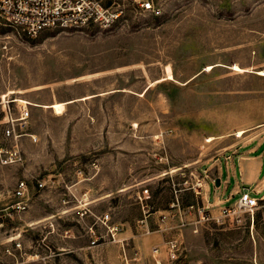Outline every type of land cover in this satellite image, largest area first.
<instances>
[{"label": "rangeland", "instance_id": "rangeland-1", "mask_svg": "<svg viewBox=\"0 0 264 264\" xmlns=\"http://www.w3.org/2000/svg\"><path fill=\"white\" fill-rule=\"evenodd\" d=\"M103 1L122 10L107 29L30 38L0 21V148L22 158L0 162V242L11 241L3 259L153 264L152 247L165 261L175 239L165 264H264V189L252 225L240 211L237 226L209 219L193 232L158 212L200 203L175 190L196 178L214 185L244 161L259 177L239 184L264 185V0H151L157 14L142 0ZM54 102L61 113L45 107ZM21 180L28 196L17 211Z\"/></svg>", "mask_w": 264, "mask_h": 264}, {"label": "built area", "instance_id": "built-area-1", "mask_svg": "<svg viewBox=\"0 0 264 264\" xmlns=\"http://www.w3.org/2000/svg\"><path fill=\"white\" fill-rule=\"evenodd\" d=\"M141 10L157 14L158 8L155 7L151 0H142L140 2ZM122 17V10L108 6L103 0H0V21L11 26L19 34L26 37L34 38L41 32L46 30H80L90 25L98 26L100 28L112 27ZM28 115L25 107L21 108L20 118L24 119ZM9 134V130L6 131ZM22 160L19 150L16 147L6 150L0 148V162L3 164L17 163ZM42 186L41 183H38ZM188 188H193L191 183L187 180L183 182ZM196 193L202 192V185L200 180L196 178L194 182ZM194 190V191H195ZM147 193V189L143 190V194ZM237 199L231 205L223 206L217 217H211L207 214L203 205H188V211H194L195 218L190 222L193 226V232H197V224L214 219L216 223L228 227L237 226L238 213L240 211L250 212L249 222L253 224V210L258 205L259 198L251 194L248 189L238 192ZM13 196L21 199L14 203L12 208L19 210L25 209V202L27 200L28 187L24 180L17 183ZM234 196V195H232ZM145 197V196H144ZM231 198V197H230ZM176 200L175 204H177ZM174 205V203H172ZM0 209V217L3 216ZM165 217H162L164 219ZM116 227H112L111 231H116ZM9 239L4 242L1 241L0 250V264H9L5 262L3 256L11 255L9 246ZM18 247V244H16ZM177 242L175 239H170L165 242V261H172L177 255ZM161 248L153 246L151 249L153 264H165L159 254ZM44 264H54L52 262H45Z\"/></svg>", "mask_w": 264, "mask_h": 264}, {"label": "crops", "instance_id": "crops-1", "mask_svg": "<svg viewBox=\"0 0 264 264\" xmlns=\"http://www.w3.org/2000/svg\"><path fill=\"white\" fill-rule=\"evenodd\" d=\"M262 155L263 153L260 155L261 166H263ZM232 169H233L232 170L233 173L232 172L229 173L228 177H226L222 181L220 179L221 183L219 186L213 185L210 181H207L205 184H203L201 193H196L197 191L195 190L196 188L194 187L193 182H191V184L193 185V188H188L186 185H184L181 189L178 188L177 190H175L176 192H180L181 190H191L192 192L195 193L197 197H199L198 195H200L201 201L200 203L193 202V203H187V204H183L178 201L177 204L173 202L174 205H172L171 203L168 208L158 211L159 214H161V217H165V215H163L164 213L170 215L169 218L165 217L164 220L162 221H165V223H167V221L170 219L172 221L179 222L177 223V226H180L182 224H190V222L196 217L194 211H188L187 209V206L191 204L193 205L201 204L206 209L207 214H209L211 217H217L219 210L223 206L227 205L226 203L229 202L230 197H232V195L239 194L238 192H240L241 190H245V189L250 190L251 194L256 195L258 192H260V190L264 189V185L260 189H255V188L253 189L248 185L239 184L240 182L239 178L241 177V175H244V176L248 175L247 173H249L252 170L248 168V164L245 165V161L240 164L238 173H237L236 168H232ZM220 172H223L221 167H220ZM230 176L234 177L236 180L232 181L230 179ZM257 177H259V173L257 172L249 173V176H248V178H257ZM263 177L264 176H262V182H264ZM231 181L233 182V186L229 190V192H227L228 191L227 186L230 184ZM212 186H214L213 188L214 195H213L212 200H210V191L212 190ZM162 225L163 224H159V227L161 228L160 230H163ZM154 246H157V244H155Z\"/></svg>", "mask_w": 264, "mask_h": 264}, {"label": "bare ground", "instance_id": "bare-ground-1", "mask_svg": "<svg viewBox=\"0 0 264 264\" xmlns=\"http://www.w3.org/2000/svg\"><path fill=\"white\" fill-rule=\"evenodd\" d=\"M207 69H210L211 68V65L208 64L207 65ZM232 70L234 71H239L241 70V68L237 65V64H233L232 66ZM260 74H264V71L260 70L259 71ZM168 78H171V76L169 75ZM88 97V96H87ZM86 96L85 97H81V99H85L87 98ZM19 102H22V103H29L27 100H24V99H21V98H18L17 99ZM63 103L62 102H54L52 104H49L48 106L46 105L45 107H50L53 109L54 113H61L62 110H63ZM244 133L243 130H239L238 133L236 135L238 136H242V134ZM208 140H212V137H210Z\"/></svg>", "mask_w": 264, "mask_h": 264}, {"label": "water", "instance_id": "water-1", "mask_svg": "<svg viewBox=\"0 0 264 264\" xmlns=\"http://www.w3.org/2000/svg\"><path fill=\"white\" fill-rule=\"evenodd\" d=\"M220 183H221V181H220V178L219 177H217V178L214 179V185L219 186Z\"/></svg>", "mask_w": 264, "mask_h": 264}, {"label": "trees", "instance_id": "trees-1", "mask_svg": "<svg viewBox=\"0 0 264 264\" xmlns=\"http://www.w3.org/2000/svg\"><path fill=\"white\" fill-rule=\"evenodd\" d=\"M253 222H254V216H253Z\"/></svg>", "mask_w": 264, "mask_h": 264}]
</instances>
